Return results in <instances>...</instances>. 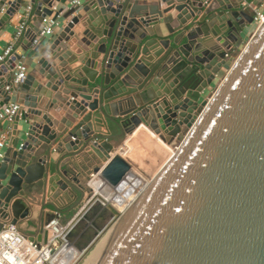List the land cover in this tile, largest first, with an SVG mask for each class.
I'll use <instances>...</instances> for the list:
<instances>
[{"label":"water","instance_id":"obj_1","mask_svg":"<svg viewBox=\"0 0 264 264\" xmlns=\"http://www.w3.org/2000/svg\"><path fill=\"white\" fill-rule=\"evenodd\" d=\"M30 1V42L56 3L67 22L11 88L22 108L0 161V227L38 211L37 239L46 242L55 216L46 209L87 192L52 154L69 162L85 150L103 161L93 171L111 192L133 167L149 176L162 165L87 264H264V21L232 59L254 23L244 0H85L68 9L67 0ZM22 3L0 0V27ZM162 23L167 36L156 29ZM19 57L0 66V107L12 99L5 86ZM142 124L174 152L153 142L162 158L146 155L143 166L111 154V138Z\"/></svg>","mask_w":264,"mask_h":264},{"label":"crops","instance_id":"obj_2","mask_svg":"<svg viewBox=\"0 0 264 264\" xmlns=\"http://www.w3.org/2000/svg\"><path fill=\"white\" fill-rule=\"evenodd\" d=\"M142 4H153L156 2V0H140ZM28 4H32L30 0H23L21 8L15 12L10 19L0 27V53L3 52V50L11 43L14 44V52L19 54L26 55L24 58V61L26 65L28 66V72L30 71L38 64V61L43 58L47 57V49L50 47L51 42L53 41V37L58 34L62 27L66 24L67 18H64L63 14L61 13V17L59 18L60 24L55 28V34L51 37H48L46 39H43L39 44L32 45L30 42V37L28 33V29L30 27V24L32 22V17L30 16L28 20V27L25 30V32L20 35L18 38L16 37V27L21 22L23 17V11L25 6ZM85 4V0L83 1L82 5ZM57 8L61 6L60 3H56ZM82 7V6H81ZM264 5L262 6V8ZM80 11H83V9H80ZM165 22H168L171 26V28H176L178 25V20L173 19L171 16L165 19ZM35 25L39 26L40 22L36 21ZM159 32V34L163 36L169 35V31L164 23L161 25L156 26V29ZM253 29H250V31L246 34H243V39L239 40L238 43L233 47L231 51L232 59H234L236 56L239 55L243 47L246 45L247 41L249 40L250 36L252 35ZM30 42V43H29ZM76 59H78L84 51L80 54L73 51ZM73 56V55H72ZM7 75L4 76L6 78ZM3 79V77H2ZM11 78H9L10 81ZM62 87L65 89L66 86L63 84ZM63 91V90H62ZM63 96H67L64 93ZM12 100L18 99L17 92L11 94ZM143 125H141L142 128ZM145 127V126H144ZM104 130L103 132H107L108 129L105 127H102ZM0 130L8 131L9 137L13 133V123L7 124L6 122H3L0 124ZM137 131H135L136 133ZM146 132H149L150 135H155L153 130H151L149 127H145L142 130H139L137 134L133 138L136 140L138 137L144 135ZM113 134H118L119 130L116 128L113 132ZM129 136V140H127L125 143L123 142L127 137ZM156 140L158 139V135L154 136ZM132 137L131 135H127L126 137H117V138H111L110 141L115 144V147L118 148L121 146L122 142L124 143V151L126 153L122 152L123 156H126V154L129 157H133L134 151L132 148V144H130ZM167 145V144H166ZM170 148V146H167V150ZM7 149V148H6ZM113 153V152H112ZM128 157V158H129ZM53 160L59 161V168L60 169H67L72 168L74 171V174L78 176V180L82 185L85 186L87 189V192L81 196L78 192L77 198L74 200L73 204L68 205L69 201H62L63 207L60 211H58L61 214V220L65 223L71 219H73L72 225L68 232V241L70 242V246L68 248V254H70L69 259H72L70 264L75 263V259H79L80 257L86 255L88 251L94 246L96 241L101 238V236L104 234L105 230L109 226V224L114 221L120 213V210L113 205L111 202H107L106 204H103L101 200H105V197L101 194L97 193L94 197L91 199H87V193L91 191L93 193V190L90 186L89 180H86V176L92 177L91 173H94V167L96 165H102L103 161H100L99 158L96 156H90L86 151H82L79 154H76L74 156V159L67 162L69 157H63V154L54 152L52 154ZM95 184H101L102 179L95 175L94 181ZM78 185V184H77ZM113 191V190H112ZM113 192H116L113 191ZM61 197H59L58 201L63 200ZM72 198L71 200H73ZM37 210L38 207H37ZM46 211H52L56 212L52 207L50 209H46ZM38 211L34 214V216L31 219L28 220H21L19 223H16L20 231L29 239H37L41 236V233L39 231V222L40 219L38 218ZM38 218V219H37ZM2 221V219H1ZM45 228V227H44ZM42 237V236H41ZM38 240V239H37ZM71 250V251H70Z\"/></svg>","mask_w":264,"mask_h":264},{"label":"built area","instance_id":"obj_3","mask_svg":"<svg viewBox=\"0 0 264 264\" xmlns=\"http://www.w3.org/2000/svg\"><path fill=\"white\" fill-rule=\"evenodd\" d=\"M83 1L84 0H67L65 8L82 6ZM242 4L244 7L251 8L253 11L254 33L264 21V7L262 8L263 5L258 7L252 1L247 0H244ZM32 8V4L25 6L22 20L16 27L17 38L27 29L28 20L30 16L32 17L33 15ZM57 10V6H54L53 13L51 15H45L42 18L39 25V32L35 34L31 41L32 45H37L43 39L55 34V28L59 26V18L61 17V13L55 16ZM15 55L14 44L11 43L0 53V66L6 64L7 61ZM25 56L24 54H20V57L15 59L14 68L10 70V83L5 86L9 94L15 93V91H11V88L18 86L22 79L28 74V66L24 61ZM237 57L238 56H236L235 59ZM21 108L22 105L18 101L12 99L2 105L0 107V124L3 122L12 124ZM9 138L8 131L0 130V161L3 160L6 155ZM24 138V136L20 137L17 148L23 145ZM97 140L99 139H95L93 142ZM91 175L92 177L89 183L93 190L92 197H94L97 193L100 194V192L96 190V188H98V185L95 184L96 182H93L96 174L91 173ZM101 202L106 204L110 201L105 199L101 200ZM72 222L73 219L64 223L61 220V214L56 211L55 216L44 225V227L48 229L49 234L47 241L43 242L42 240L27 238L20 231L16 223L10 220L3 221L0 227V264H70L72 259H69L70 254H68V232Z\"/></svg>","mask_w":264,"mask_h":264},{"label":"bare ground","instance_id":"obj_4","mask_svg":"<svg viewBox=\"0 0 264 264\" xmlns=\"http://www.w3.org/2000/svg\"><path fill=\"white\" fill-rule=\"evenodd\" d=\"M144 126L147 127L146 125H143L142 128L140 126L136 131L139 132V130H142L143 128H145ZM137 132L136 133L134 132V134H132L131 137L135 138L134 136L137 134ZM152 133H154V132H152ZM155 135H157V134H155ZM155 135H153V136H155ZM155 142L162 145V147L165 149V151H168V153H167L168 156H170L174 152L173 147L170 146L169 144H167L165 141L161 140L159 137L157 140H155ZM151 144H152V142H151ZM166 144L168 146H170V148L168 150H167ZM123 150H124V144L122 143L121 146L116 148V150L112 154L119 153L122 155ZM124 157L126 158V156H124ZM155 157H156V155H155ZM164 162H162V163H164ZM160 166H162V165H160ZM158 168L156 169V171L152 172L149 176L144 177V174H142L141 171H139L135 167H133L132 171L129 173V175L125 179L124 183L118 187V190H116V192L113 193V192L109 191L106 187V184H104V183H102L101 185L98 184V188H96V190L99 191L100 194L105 197V199L109 200L112 204H114L120 210V212H125L128 209V207L133 203V201L138 197V195L143 191V189L148 185V183L152 180V178L154 177V174H156L158 172L157 171ZM104 237H102V239L99 241V243L96 245V247L92 250L93 254L96 251V249L98 248L99 244L101 243V241L103 240ZM91 257H92V255L89 256L84 261L83 264H87Z\"/></svg>","mask_w":264,"mask_h":264},{"label":"rangeland","instance_id":"obj_5","mask_svg":"<svg viewBox=\"0 0 264 264\" xmlns=\"http://www.w3.org/2000/svg\"><path fill=\"white\" fill-rule=\"evenodd\" d=\"M255 28V26H254V24H252V26H251V29H254ZM253 31V30H252ZM246 34V36H248L247 35V33H245ZM243 39V38H242ZM241 39V40H242ZM228 65H230L231 64V61H229L228 63H227ZM144 135H146V137L145 138H143L142 139V141L140 140V141H138V142H136L133 138H132V140L130 141V144H132V148H133V151H134V155H132L133 157H129L128 155H130V154H126V158L127 157H129V159H135L137 162H138V165L140 166H143L144 165V163H143V160H145L144 158H146L145 156L146 155H150V156H153V157H155V155H156V157H161L162 158V155H160V154H158L157 153V150H156V148H154L152 145H153V142H155V140H156V138L154 137V136H152V135H150L149 134V132H146ZM154 139V140H153ZM126 141L127 140H129V136L127 137V139H125ZM125 140L123 141V142H125ZM122 142V143H123ZM151 142H152V144H151ZM136 143V144H135ZM156 144H158L160 147L159 148H161L162 147V145H160L159 143H157V142H155ZM124 144V143H123ZM139 144H141V147H140V151H137L138 150V146L137 145H139ZM146 144V145H145ZM148 145V146H147ZM168 146V145H167ZM151 147H153V148H151ZM147 149H148V153H147ZM162 151H164L165 153H166V155H167V153H168V151H165V149L162 147ZM123 152L124 153H126V151H124L123 150ZM149 159H150V157H149ZM152 161H151V159H150V163H151ZM135 168H137V167H135ZM144 177H145V175H144ZM103 196V195H102ZM114 205V204H113ZM121 213V212H120ZM119 213V214H120ZM119 214L117 215V216H119ZM117 219V218H116ZM115 219V220H116ZM114 220V221H115ZM114 221H112L110 224H109V226L107 227V229L105 230V232H104V234L101 236V238H99L97 241H96V243L94 244V246L88 251V253L86 254V255H84V256H82V257H80L79 259H75V263L74 264H83L84 263V261L89 257V256H91V255H93V252H92V250L96 247V245L99 243V241L102 239V237H104L105 236V234L110 230V228L115 224V222Z\"/></svg>","mask_w":264,"mask_h":264}]
</instances>
